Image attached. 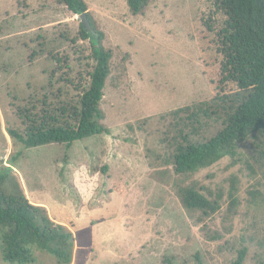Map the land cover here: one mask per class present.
<instances>
[{
	"label": "rangeland",
	"instance_id": "obj_1",
	"mask_svg": "<svg viewBox=\"0 0 264 264\" xmlns=\"http://www.w3.org/2000/svg\"><path fill=\"white\" fill-rule=\"evenodd\" d=\"M84 1L112 51L100 102L110 133L69 150L25 148L9 136L8 125L18 123L13 105L55 67L48 55L66 54L64 72L75 74L79 48L87 55L88 42L78 39V15L54 0H0V168L11 167L30 203L71 231L72 264H166V257L174 264H199L197 257L231 264L242 247L244 264H264V139L250 137L234 160L224 157L191 175L174 173L164 141L167 112L237 91L219 84L216 34L225 16L216 1L151 0L138 14L127 0ZM209 128L207 135L217 130ZM234 178L238 202L231 208ZM175 181L196 182L206 195L221 191L220 208L204 217L187 213ZM32 252L29 264H62L35 246ZM0 264H11L1 249Z\"/></svg>",
	"mask_w": 264,
	"mask_h": 264
},
{
	"label": "trees",
	"instance_id": "obj_2",
	"mask_svg": "<svg viewBox=\"0 0 264 264\" xmlns=\"http://www.w3.org/2000/svg\"><path fill=\"white\" fill-rule=\"evenodd\" d=\"M72 14L85 13L90 30L79 24L78 39L88 42V54L79 48L80 69H69L68 56L48 55L54 68L45 84L32 87L14 106L16 125L7 133L25 148L62 144L66 150L78 140L110 133L103 123L100 108L106 78L110 74L112 51L103 46L104 33L98 29L84 0H54ZM151 0H127L131 13L142 12ZM225 16L216 36L221 55L219 84L230 82L234 93L217 92L210 100L193 102L167 112L169 131L164 141L171 146L169 160L176 175H191L224 157L235 159L239 144L252 137L264 139V0H215ZM211 29V28H210ZM75 42V40H71ZM76 48V47H75ZM74 48V49H75ZM78 51V49H77ZM216 126L210 132V126ZM169 137V140H168ZM16 158V157H15ZM11 167L0 168V249L2 260L11 264L35 261L32 247L53 255L58 262L70 264L73 234L54 222L43 206L26 198ZM234 182L228 190L229 207L238 202ZM9 184L11 191L5 185ZM196 182L173 183L182 208L201 216L215 213L221 206V191L201 192ZM248 249L242 247L231 264H244ZM198 263L201 264L197 257ZM166 264H174L170 258Z\"/></svg>",
	"mask_w": 264,
	"mask_h": 264
},
{
	"label": "water",
	"instance_id": "obj_3",
	"mask_svg": "<svg viewBox=\"0 0 264 264\" xmlns=\"http://www.w3.org/2000/svg\"><path fill=\"white\" fill-rule=\"evenodd\" d=\"M80 21H81V24L84 28H86L87 30H90V23L86 17V14L83 13V14H80L78 15Z\"/></svg>",
	"mask_w": 264,
	"mask_h": 264
},
{
	"label": "crops",
	"instance_id": "obj_4",
	"mask_svg": "<svg viewBox=\"0 0 264 264\" xmlns=\"http://www.w3.org/2000/svg\"><path fill=\"white\" fill-rule=\"evenodd\" d=\"M72 264V263H71Z\"/></svg>",
	"mask_w": 264,
	"mask_h": 264
}]
</instances>
